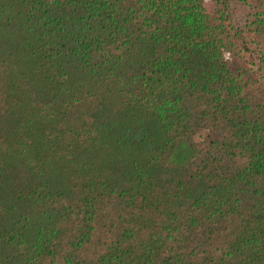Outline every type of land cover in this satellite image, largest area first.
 <instances>
[{
	"label": "trees",
	"instance_id": "obj_1",
	"mask_svg": "<svg viewBox=\"0 0 264 264\" xmlns=\"http://www.w3.org/2000/svg\"><path fill=\"white\" fill-rule=\"evenodd\" d=\"M204 3L0 0V264H264V0Z\"/></svg>",
	"mask_w": 264,
	"mask_h": 264
},
{
	"label": "rangeland",
	"instance_id": "obj_2",
	"mask_svg": "<svg viewBox=\"0 0 264 264\" xmlns=\"http://www.w3.org/2000/svg\"><path fill=\"white\" fill-rule=\"evenodd\" d=\"M205 7L207 11H209L211 7V0H205ZM233 15L234 19L237 23H241L243 21L244 15H245V9L237 4L233 5Z\"/></svg>",
	"mask_w": 264,
	"mask_h": 264
}]
</instances>
